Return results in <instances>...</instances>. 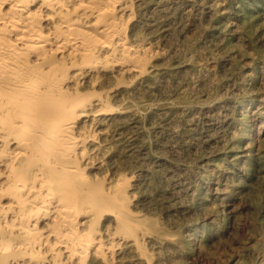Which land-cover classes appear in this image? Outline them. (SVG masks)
I'll return each instance as SVG.
<instances>
[{"label":"rangeland","instance_id":"obj_1","mask_svg":"<svg viewBox=\"0 0 264 264\" xmlns=\"http://www.w3.org/2000/svg\"><path fill=\"white\" fill-rule=\"evenodd\" d=\"M133 1L123 24L149 60L88 90L116 114L88 125L82 165L128 183L145 219L146 251L125 264H264V0Z\"/></svg>","mask_w":264,"mask_h":264},{"label":"bare ground","instance_id":"obj_2","mask_svg":"<svg viewBox=\"0 0 264 264\" xmlns=\"http://www.w3.org/2000/svg\"><path fill=\"white\" fill-rule=\"evenodd\" d=\"M133 2L0 0V264H125L146 251L130 185L82 166L94 165L88 125L116 114L88 90L149 60L123 24Z\"/></svg>","mask_w":264,"mask_h":264}]
</instances>
